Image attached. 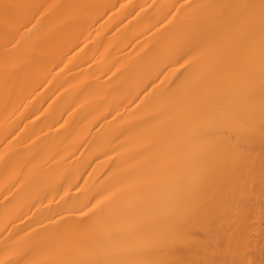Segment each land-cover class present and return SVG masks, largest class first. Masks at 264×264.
<instances>
[{"label":"bare ground","instance_id":"1","mask_svg":"<svg viewBox=\"0 0 264 264\" xmlns=\"http://www.w3.org/2000/svg\"><path fill=\"white\" fill-rule=\"evenodd\" d=\"M5 3L0 259L264 264L261 0ZM189 34L192 67L177 62ZM194 191L215 220L206 248L174 231Z\"/></svg>","mask_w":264,"mask_h":264},{"label":"snow or ice","instance_id":"2","mask_svg":"<svg viewBox=\"0 0 264 264\" xmlns=\"http://www.w3.org/2000/svg\"><path fill=\"white\" fill-rule=\"evenodd\" d=\"M16 5L12 4H3L0 6V14L3 15L5 23L7 24L12 19V10L16 8ZM191 7V6H189ZM230 7V6H225ZM242 8H255L257 6H249L243 5L240 6ZM260 9V17L259 22L261 26L262 32H264V0H261L259 5ZM227 15V13H225ZM254 16L251 14L241 15L238 18H235L232 21V29L229 32V35L236 39L237 42L244 47L245 42L240 40L239 37L241 33L250 30L251 26L254 24ZM203 54V49L199 42L196 40V37L192 34H189L183 37L182 43L179 45L177 49V55L179 56V63L181 60L184 65H188L192 67L194 62L198 57ZM260 63H261V77L264 79V41H262L261 49H260ZM262 132H264V127H262ZM193 208L184 214L183 219L174 226V231L177 233V236L180 240L187 242L189 244L198 245L201 248H206L210 246L212 242V229L210 228V224L214 223L215 220H207L203 216V207L199 203L200 197L197 192H193ZM109 197L105 196L103 199H96V202L89 203L86 207L89 208V211L97 210L93 212V216L98 215L99 213H103L104 208L102 205L105 200H108ZM89 220H92V217H89ZM90 228H95L96 225H89ZM0 264H22L20 260H4L0 259ZM33 264H38V262H33ZM106 264H127V262L123 261H108ZM164 264H178V262H164ZM192 264H207L205 261H194Z\"/></svg>","mask_w":264,"mask_h":264}]
</instances>
